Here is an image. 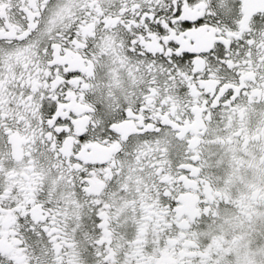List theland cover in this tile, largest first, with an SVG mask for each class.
<instances>
[{"label":"snow or ice","instance_id":"snow-or-ice-1","mask_svg":"<svg viewBox=\"0 0 264 264\" xmlns=\"http://www.w3.org/2000/svg\"><path fill=\"white\" fill-rule=\"evenodd\" d=\"M0 264H264V0H0Z\"/></svg>","mask_w":264,"mask_h":264}]
</instances>
